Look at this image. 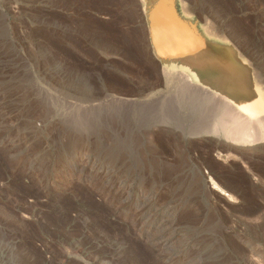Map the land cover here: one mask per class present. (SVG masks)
I'll list each match as a JSON object with an SVG mask.
<instances>
[{
  "label": "rangeland",
  "instance_id": "rangeland-1",
  "mask_svg": "<svg viewBox=\"0 0 264 264\" xmlns=\"http://www.w3.org/2000/svg\"><path fill=\"white\" fill-rule=\"evenodd\" d=\"M186 2L264 79V0ZM141 4L0 0V264H264V143L142 135Z\"/></svg>",
  "mask_w": 264,
  "mask_h": 264
},
{
  "label": "bare ground",
  "instance_id": "bare-ground-1",
  "mask_svg": "<svg viewBox=\"0 0 264 264\" xmlns=\"http://www.w3.org/2000/svg\"><path fill=\"white\" fill-rule=\"evenodd\" d=\"M140 2L148 24L146 47L158 63L155 78L135 91L134 117H144L143 137L222 138L235 146L264 143V79L245 50L213 21L194 14L186 0ZM207 182L233 202L211 176Z\"/></svg>",
  "mask_w": 264,
  "mask_h": 264
}]
</instances>
